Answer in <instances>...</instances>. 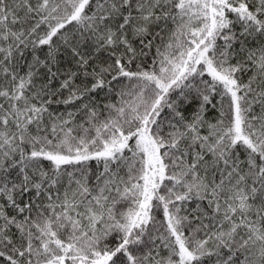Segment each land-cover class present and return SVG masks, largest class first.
<instances>
[{"label":"snow or ice","instance_id":"1","mask_svg":"<svg viewBox=\"0 0 264 264\" xmlns=\"http://www.w3.org/2000/svg\"><path fill=\"white\" fill-rule=\"evenodd\" d=\"M0 264H264V0H0Z\"/></svg>","mask_w":264,"mask_h":264}]
</instances>
